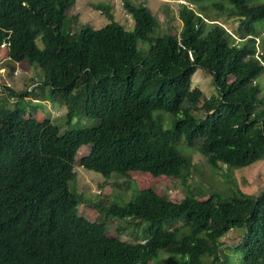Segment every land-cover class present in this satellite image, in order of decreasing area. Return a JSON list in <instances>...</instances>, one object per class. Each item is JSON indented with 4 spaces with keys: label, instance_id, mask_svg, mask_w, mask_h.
<instances>
[{
    "label": "trees",
    "instance_id": "1",
    "mask_svg": "<svg viewBox=\"0 0 264 264\" xmlns=\"http://www.w3.org/2000/svg\"><path fill=\"white\" fill-rule=\"evenodd\" d=\"M76 1L0 0V47L12 63L42 73L38 94L6 87L20 99L13 109L0 105V264H151L160 251L186 264H264V192L248 195L232 176L264 161V39L255 28L264 5L190 0L199 6L181 5L182 29L161 34L150 8L130 0L132 31L102 5L110 23L74 30L67 12ZM222 17L239 21L235 33ZM200 70L213 78L210 97L193 88ZM39 94L66 106L70 121L98 123L62 132L49 118L27 116L21 103ZM181 143L213 170L226 167L225 194L203 200L189 186L196 166ZM83 146L90 152L80 166L105 178L166 176L188 195L175 202L147 188L101 217L80 215L70 183ZM108 217L132 218L142 229L123 240L108 233ZM234 230L243 232L237 262L223 250Z\"/></svg>",
    "mask_w": 264,
    "mask_h": 264
},
{
    "label": "rangeland",
    "instance_id": "2",
    "mask_svg": "<svg viewBox=\"0 0 264 264\" xmlns=\"http://www.w3.org/2000/svg\"><path fill=\"white\" fill-rule=\"evenodd\" d=\"M130 1L137 5H147L150 8L159 20L161 34L179 32L182 29V22L179 17V9L182 4L194 9H197L199 6V4H190V0ZM211 2L206 1L204 3L209 6ZM247 3L249 6L264 5V0H247ZM100 5L108 6L113 20L122 25L126 30L132 31L134 29V21L124 8V0H77L74 7L70 8L67 12L69 17L77 18L73 20L74 30H78L80 25L84 24H89L95 29H101L110 23L111 21L107 16L106 10L100 8ZM211 13L208 17L209 20L214 14L213 12ZM222 19L226 21L225 26L227 28L232 27L230 30L235 33L239 21L225 17H222ZM255 28L260 34L259 40L264 39V22L256 23ZM38 45L41 48L43 47L41 40H38ZM7 51V47H0V85L2 91L0 93V105L13 109L20 98L18 96L12 97L6 87L18 93H25L27 91L32 93L34 91L38 94L39 91L34 89L37 87L42 73L39 69L29 66L27 61L20 64L12 63L8 58ZM262 81L264 82V78ZM192 82L193 88H199L203 92L204 97H210L215 93L213 78L204 71L200 70L197 72L193 76ZM25 99V103L21 104L26 107L27 116L33 115L38 120L49 118L60 127L62 132L69 129L92 127L98 123L97 119L86 116H78L70 121L66 116V106L52 100H46V98L40 97V94L39 100ZM165 119L166 126H168L166 115ZM180 148L186 155L193 158L196 168H192L188 184L189 186L194 185V187H198L197 193H199V197L206 200L213 193L220 192L221 194H225L224 191L230 186L227 179L228 176H226L228 172L226 167L220 171H215L209 167L205 157L199 153L197 148L186 147L184 143H181ZM89 152L90 148H87V146H83L79 150L74 166L77 179L70 183V189L73 188L80 197V204L76 209L80 215H85L89 218L101 217V215L105 214V210L114 203L126 204L137 196L140 190L147 188H151L159 195L168 197L175 202H180L188 195L187 189L182 187L178 181L166 176L154 177L149 173L131 172L126 177H119L114 174L110 178H105L98 172L80 166L81 158ZM232 176L236 185L244 193L258 197L264 192V161H259L249 167L234 169ZM138 227L136 221L132 218H107L108 233L121 234L123 240L132 241L130 236H135L137 231H141L142 229L139 227L138 230ZM242 237V230H234L223 239L224 252L230 248L228 254L235 262H237V255L234 249L239 245ZM185 262V258L182 256L160 251L151 264H186Z\"/></svg>",
    "mask_w": 264,
    "mask_h": 264
},
{
    "label": "clouds",
    "instance_id": "3",
    "mask_svg": "<svg viewBox=\"0 0 264 264\" xmlns=\"http://www.w3.org/2000/svg\"><path fill=\"white\" fill-rule=\"evenodd\" d=\"M30 98V97H27V99Z\"/></svg>",
    "mask_w": 264,
    "mask_h": 264
}]
</instances>
